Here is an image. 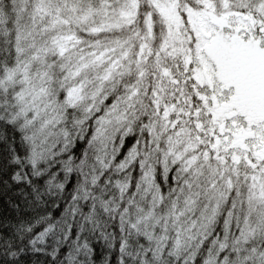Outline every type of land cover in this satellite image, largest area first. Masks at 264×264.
<instances>
[{
    "label": "snow or ice",
    "instance_id": "snow-or-ice-1",
    "mask_svg": "<svg viewBox=\"0 0 264 264\" xmlns=\"http://www.w3.org/2000/svg\"><path fill=\"white\" fill-rule=\"evenodd\" d=\"M134 179L155 260L264 264V0H0V264H93Z\"/></svg>",
    "mask_w": 264,
    "mask_h": 264
},
{
    "label": "clouds",
    "instance_id": "clouds-1",
    "mask_svg": "<svg viewBox=\"0 0 264 264\" xmlns=\"http://www.w3.org/2000/svg\"><path fill=\"white\" fill-rule=\"evenodd\" d=\"M132 196L133 194H127L122 204L119 200L118 194L113 193L114 203L120 204V209L114 213H110L109 215L112 217L113 216L118 217L117 226L119 229L121 226V220H120L121 212L123 211L124 207L127 206L128 197H132ZM135 204H141L147 206V201L141 200L140 194H136ZM44 211H47V209L41 208L37 212L40 213ZM138 215L139 213L137 212L135 205L129 206V211L126 214L127 221H134ZM109 223L111 224L112 222L110 221ZM125 229L126 231L123 233H121L120 231L116 232L115 234H113L112 232H108L109 239L107 241L103 239L105 241L106 249L117 257V260L114 261L113 264H119V255H120L117 249L108 247V245L111 243L113 239V236L114 239L117 241L124 239L128 241V247L126 248L124 253V264H163V261H167L168 264H175L173 259L171 257H168L166 254L164 255L163 261L155 260L153 258L151 251H148L147 253H145L144 251V249L154 248L155 247L154 241L150 242L146 240L143 236H138L134 231L127 229V222H125ZM21 264H23V262H21ZM85 264H87V261H85Z\"/></svg>",
    "mask_w": 264,
    "mask_h": 264
},
{
    "label": "trees",
    "instance_id": "trees-1",
    "mask_svg": "<svg viewBox=\"0 0 264 264\" xmlns=\"http://www.w3.org/2000/svg\"><path fill=\"white\" fill-rule=\"evenodd\" d=\"M81 145L78 144L77 146V151H79ZM107 173H105V176L101 178V185H103L104 183V179H106L107 177ZM138 176V173H134V178ZM62 178V177H61ZM115 178V177H114ZM76 184V176L75 174H73L72 179L69 181L68 185L66 186V192L64 194V197H58V196H52V197H46V203L42 206H40L39 208H37L36 210L38 211L39 209L43 208V209H47V211L44 212H40V214L43 215H52L54 218H59L61 212L63 211V204L65 202V200L67 198L70 197V193L73 190L74 186ZM97 192L99 191V189L96 190ZM113 193L118 194L117 190L115 189H111L109 191L106 192V194L104 195V199H109V198H114L113 197ZM135 193V179L133 181V186L129 189L128 194H133ZM150 199V197H149ZM56 203L61 204L60 208H57L55 206ZM91 201H88L87 203H82V207L84 208L85 211L88 210V204H90ZM123 204V203H122ZM100 219H101V228L98 229L94 234H89V239H90V243L91 246L94 249V253H93V264H100V262L103 260L104 256L107 255L109 253V251L106 249L105 246V241L103 240V238L100 236V232L104 231L106 233L108 232H112L113 234H115L116 232L119 231V228L117 226L118 224V217H115V219L110 216L109 214H105L103 213L102 210H100ZM112 222L111 224L109 222ZM42 230V229H41ZM52 239L48 238L47 243L48 244H52ZM81 259H85L84 257H81Z\"/></svg>",
    "mask_w": 264,
    "mask_h": 264
}]
</instances>
